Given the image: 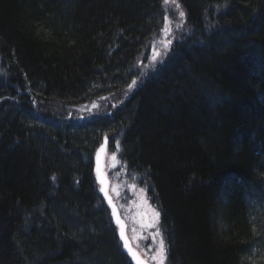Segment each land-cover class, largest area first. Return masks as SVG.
I'll use <instances>...</instances> for the list:
<instances>
[{
  "label": "trees",
  "instance_id": "obj_1",
  "mask_svg": "<svg viewBox=\"0 0 264 264\" xmlns=\"http://www.w3.org/2000/svg\"><path fill=\"white\" fill-rule=\"evenodd\" d=\"M168 1L0 0V264H131L105 136L166 264H264V0Z\"/></svg>",
  "mask_w": 264,
  "mask_h": 264
},
{
  "label": "rangeland",
  "instance_id": "obj_2",
  "mask_svg": "<svg viewBox=\"0 0 264 264\" xmlns=\"http://www.w3.org/2000/svg\"><path fill=\"white\" fill-rule=\"evenodd\" d=\"M169 6L173 8L177 21L182 17V12L174 0L168 1ZM172 38V30L168 25L163 34L156 51L152 53L150 61H148V68H153L158 60L162 59L167 53ZM146 68H144L145 70ZM139 190V189H138ZM136 199L135 202L134 200ZM146 197L143 192L136 191L134 199L126 207V222L127 235L132 245L138 249L147 261L152 264H165V244L162 233L159 227V216L157 217L155 210L147 204ZM163 240L164 251L160 253V242Z\"/></svg>",
  "mask_w": 264,
  "mask_h": 264
},
{
  "label": "bare ground",
  "instance_id": "obj_3",
  "mask_svg": "<svg viewBox=\"0 0 264 264\" xmlns=\"http://www.w3.org/2000/svg\"><path fill=\"white\" fill-rule=\"evenodd\" d=\"M69 116V115H68ZM82 119V117H80V120ZM105 139L107 138V136L104 137ZM103 138V139H104ZM107 142H108V138H107ZM101 148V146H99L97 148V150L95 151V154H94V159H93V172H94V175H95V181L96 183L98 184L99 186V193L100 195L105 199V201L107 202L106 198L103 196L102 192H101V184L98 182V179H97V175H96V160H97V154H98V151L99 149ZM107 148H105V151H104V154H103V157H102V164H103V170H102V173L104 175V177L106 178L107 180V194L108 196L110 197L112 203H114L119 211V219L122 220L125 224V234H126V237L127 239L129 240L128 238V235H127V222H126V218H127V214H126V207L127 205L134 199V195H135V192L136 191H141L143 192V190L140 188L141 187V183L137 182V181H131L130 184H128L126 187H125V204L124 205H119V204H116V202L114 201L115 199V195H117V188H118V185H115L111 182L110 180V174H109V170L114 173V175H119V176H124L125 173H126V169L124 167H122V165L120 166L116 160V157L115 155H111L110 157L107 158V155H108V152H107ZM125 180H122L120 182V187L123 186ZM114 186V188H113ZM139 189V190H138ZM144 196L146 197V201H147V204L152 207L155 212L157 211L151 204L150 200L147 198L146 194L143 192ZM155 198V196L153 195V199ZM135 202H138L136 201V199L134 200ZM108 204V203H107ZM109 206V205H108ZM110 207V206H109ZM111 209V207H110ZM112 211V209H111ZM157 213H159L157 211ZM113 214V213H112ZM112 218H113V222L114 224L116 225L117 227V236H118V231L120 229V227L118 226V224L115 222V219H114V215H112ZM159 227H160V216H159ZM160 231H161V228H160ZM162 233V231H161ZM163 236V234H162ZM119 238V237H118ZM163 240H164V244H166L165 242V238L163 237ZM120 241V239H119ZM130 242V240H129ZM121 243V241H120ZM130 245L132 247L133 250H135L137 252V254L139 255V257L142 259V253L136 249L132 243L130 242ZM121 249L122 251L124 252L123 250V247H122V243H121ZM165 250H166V246H165ZM124 254L129 258L130 260V263L131 264H135L133 263L131 257L129 255H127L125 252ZM165 254H166V251H165ZM140 259V260H141ZM166 261H167V257L165 259V264H166ZM148 264H152L151 262L148 261Z\"/></svg>",
  "mask_w": 264,
  "mask_h": 264
},
{
  "label": "water",
  "instance_id": "obj_4",
  "mask_svg": "<svg viewBox=\"0 0 264 264\" xmlns=\"http://www.w3.org/2000/svg\"><path fill=\"white\" fill-rule=\"evenodd\" d=\"M106 141H107V138L104 139V143H103V145L101 146V148L98 151L97 160H96V163H97L96 164V175H97L98 182L101 184V192H102L103 196L106 198L108 205L112 209V213L114 215L115 222L120 227V229L118 231V237H119L120 241L122 242V247H123L124 252L131 257L133 263L138 264V260H139L141 262V264H147L143 259H141L139 257L137 252L132 249V247L130 245V242L127 239L126 234H125V224H124V222L122 220L119 219V216H120L119 215V211H118L116 205L114 203H112V201H111V203H109V200H111V199L108 196V194L105 195V193H107V180H106V178L104 177V175L102 173V170H103L102 157H103V154H104V151H105V148H106ZM122 230H123L124 238H122V236H121ZM125 239L128 242V246L132 249V252L136 254V258H134L132 253L129 252L128 247H125Z\"/></svg>",
  "mask_w": 264,
  "mask_h": 264
},
{
  "label": "snow or ice",
  "instance_id": "obj_5",
  "mask_svg": "<svg viewBox=\"0 0 264 264\" xmlns=\"http://www.w3.org/2000/svg\"><path fill=\"white\" fill-rule=\"evenodd\" d=\"M166 2H167V0H166ZM180 15H181V17H183L184 13L181 12ZM105 195H107V193H105ZM109 203H111V200H109ZM156 215L158 217L159 216V213H156ZM121 236H122V238H124L123 230L121 232ZM125 247H128L129 252L132 253V255H133L134 258H136V254L132 252V249L128 246V242H127L126 239H125ZM163 251H164V245H163V240H161V242H160V253L163 254ZM138 264H141V262L139 260H138Z\"/></svg>",
  "mask_w": 264,
  "mask_h": 264
}]
</instances>
